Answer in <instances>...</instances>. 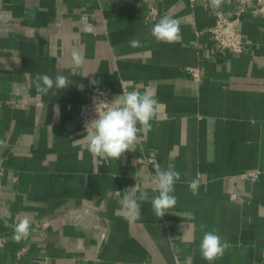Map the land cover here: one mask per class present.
I'll return each instance as SVG.
<instances>
[{"label": "crops", "instance_id": "obj_1", "mask_svg": "<svg viewBox=\"0 0 264 264\" xmlns=\"http://www.w3.org/2000/svg\"><path fill=\"white\" fill-rule=\"evenodd\" d=\"M0 7L11 16L0 22V156L12 215L0 218L7 241L0 264H185L187 257L208 264L199 252L204 231L229 244L212 264H264V13L242 16L244 51L234 54L218 50L209 29L218 11L233 17L237 0L217 8L210 0H0ZM153 8L155 19L146 21ZM165 15L179 22L177 42L151 34ZM37 74L64 75L69 87L40 95ZM95 87L114 98L151 91L160 102L151 128L119 160L94 158L78 123L77 108ZM157 164L180 173L177 203L161 218L150 203ZM252 172L256 180L244 177ZM136 182L149 200L131 219L119 200ZM25 216L35 230L17 241Z\"/></svg>", "mask_w": 264, "mask_h": 264}, {"label": "clouds", "instance_id": "obj_2", "mask_svg": "<svg viewBox=\"0 0 264 264\" xmlns=\"http://www.w3.org/2000/svg\"><path fill=\"white\" fill-rule=\"evenodd\" d=\"M222 0H210L213 8L221 5ZM179 22L165 15L159 19L151 29V34L157 43H173L181 38ZM133 45L139 46V41H132ZM73 62L79 66L84 62L83 53L73 50L71 53ZM95 83V81H92ZM35 89L40 95H47L54 88L66 89L70 81L64 75H57L53 79L48 74H37L35 77ZM55 94V93H53ZM106 107L97 112V118L86 125L84 140L94 158L103 160H119L128 151L135 150L136 144L140 141V133L151 128V121L157 118L160 102L155 93L151 91L140 92L132 90L123 92L116 96ZM142 175L135 172L137 180ZM180 180V173L175 170L174 165L169 164L166 168L159 164L155 166V176L151 183L153 191L158 193L151 197L150 203L157 217L161 218L165 212L174 208L177 203L175 184ZM189 189L193 195H197L200 187L199 179L189 182ZM139 193V195H137ZM149 195L142 190L136 182L133 187L124 190L119 204L125 215L131 219H137L141 213V202L148 201ZM204 226L201 225L203 231ZM30 234V220L27 216L16 224L14 239L19 241L27 239ZM229 244L219 234L213 231H204L199 244L201 258L212 264L218 258L223 257ZM192 257H187L185 264H191Z\"/></svg>", "mask_w": 264, "mask_h": 264}, {"label": "built area", "instance_id": "obj_3", "mask_svg": "<svg viewBox=\"0 0 264 264\" xmlns=\"http://www.w3.org/2000/svg\"><path fill=\"white\" fill-rule=\"evenodd\" d=\"M199 0H188L192 5ZM239 8L234 12L233 17H227L223 12L218 11L215 15V22L210 27L211 34L215 46L220 51H227L234 54H240L244 51V39L242 33L239 31V26L242 23V16L250 9H255L258 13H264V0H237ZM156 10L153 8L145 15L146 21L155 19ZM11 19L10 14L0 7V22H6ZM189 74L195 79L199 80L201 71L197 68H188ZM114 99L112 90L95 87L87 102L81 103L77 108L78 123L83 132H87L86 125L97 118V112L103 110L106 105ZM6 173V162L0 156V218L5 222H9L12 215L9 208V203L4 197L3 193V177ZM245 178L256 180L258 178L257 172H252L244 175ZM94 208H88V212L93 213ZM35 228L30 224V234ZM29 234V235H30ZM6 238L0 235V249L6 246ZM26 249L22 248L18 252V256H22Z\"/></svg>", "mask_w": 264, "mask_h": 264}]
</instances>
